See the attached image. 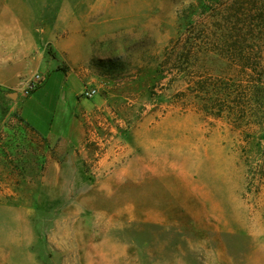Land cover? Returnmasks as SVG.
I'll return each mask as SVG.
<instances>
[{
	"label": "rangeland",
	"instance_id": "rangeland-1",
	"mask_svg": "<svg viewBox=\"0 0 264 264\" xmlns=\"http://www.w3.org/2000/svg\"><path fill=\"white\" fill-rule=\"evenodd\" d=\"M66 1L77 71L100 103L79 114L73 145L23 119L24 87L0 85V264H264L257 154L159 67L189 25L214 58L264 56V0ZM29 69L0 53V72L42 74Z\"/></svg>",
	"mask_w": 264,
	"mask_h": 264
},
{
	"label": "crops",
	"instance_id": "crops-1",
	"mask_svg": "<svg viewBox=\"0 0 264 264\" xmlns=\"http://www.w3.org/2000/svg\"><path fill=\"white\" fill-rule=\"evenodd\" d=\"M70 42H75L72 48ZM77 49L76 2L0 0V53L23 59V66L30 68L29 76L34 71L44 75L40 87L19 101L21 116L39 134L73 145L83 138L79 114L100 103L98 96L89 101L80 95L88 79L77 71ZM61 59L68 66L66 71L59 67ZM19 74L0 72V85L25 87L30 77L19 79Z\"/></svg>",
	"mask_w": 264,
	"mask_h": 264
},
{
	"label": "trees",
	"instance_id": "trees-1",
	"mask_svg": "<svg viewBox=\"0 0 264 264\" xmlns=\"http://www.w3.org/2000/svg\"><path fill=\"white\" fill-rule=\"evenodd\" d=\"M227 27L231 32L235 30V27ZM213 44L196 36L191 25L186 26L165 47L159 67L162 75L171 73L185 79L200 113L224 120L239 131L248 157H251L248 148L251 154H257L246 163L251 184L256 185L255 191L260 193L264 189V146L261 144L264 138V56L218 55L214 58L211 56L216 49ZM218 62L224 63L223 70ZM207 63L217 69L219 75L208 71Z\"/></svg>",
	"mask_w": 264,
	"mask_h": 264
},
{
	"label": "built area",
	"instance_id": "built-area-1",
	"mask_svg": "<svg viewBox=\"0 0 264 264\" xmlns=\"http://www.w3.org/2000/svg\"><path fill=\"white\" fill-rule=\"evenodd\" d=\"M44 76L40 73H35L26 83L23 89V95H30L43 82ZM98 93L97 88L86 87L80 94L84 98H91Z\"/></svg>",
	"mask_w": 264,
	"mask_h": 264
},
{
	"label": "bare ground",
	"instance_id": "bare-ground-1",
	"mask_svg": "<svg viewBox=\"0 0 264 264\" xmlns=\"http://www.w3.org/2000/svg\"><path fill=\"white\" fill-rule=\"evenodd\" d=\"M151 169V168H150Z\"/></svg>",
	"mask_w": 264,
	"mask_h": 264
}]
</instances>
